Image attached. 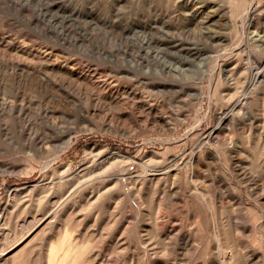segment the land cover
I'll return each instance as SVG.
<instances>
[{
  "label": "rangeland",
  "instance_id": "1",
  "mask_svg": "<svg viewBox=\"0 0 264 264\" xmlns=\"http://www.w3.org/2000/svg\"><path fill=\"white\" fill-rule=\"evenodd\" d=\"M246 2L0 0V264H264Z\"/></svg>",
  "mask_w": 264,
  "mask_h": 264
},
{
  "label": "bare ground",
  "instance_id": "2",
  "mask_svg": "<svg viewBox=\"0 0 264 264\" xmlns=\"http://www.w3.org/2000/svg\"><path fill=\"white\" fill-rule=\"evenodd\" d=\"M237 2L236 4V9L235 10H231V12L235 15H238L240 13H242L243 11H247V9H250L252 8V11H248L247 15H249L250 17H254L255 16V13H253V9H254V5L253 3H247L246 0H235ZM260 47H262L260 45ZM264 49V48H263ZM234 114H230V115H225V116H222L220 118V122H226L228 121L229 119H232L234 118ZM230 122V121H229ZM213 133H208V136L206 137L207 140H211L214 136ZM233 219H242V217L240 215H238L237 213H233ZM34 224V222L32 223ZM228 237H229V234H228ZM185 239V237H183V240ZM220 236H219V232H218V247L219 249L222 250V243L220 242ZM56 247L59 249L60 253L62 254V259H61V263L60 264H67L69 263V261L71 260L72 256H71V252L70 250H67L65 245H64V240H61V242H58L56 244ZM232 259L235 257L234 254H231L230 252H226L224 253V258L227 259V258H231ZM241 263V260H238L237 261V264H240ZM7 264V263H6ZM74 264V263H72Z\"/></svg>",
  "mask_w": 264,
  "mask_h": 264
}]
</instances>
